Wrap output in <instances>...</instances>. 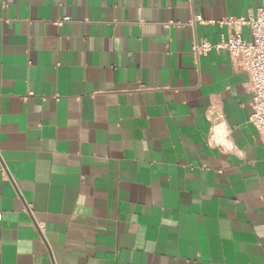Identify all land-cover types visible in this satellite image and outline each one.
<instances>
[{
	"label": "crops",
	"instance_id": "obj_1",
	"mask_svg": "<svg viewBox=\"0 0 264 264\" xmlns=\"http://www.w3.org/2000/svg\"><path fill=\"white\" fill-rule=\"evenodd\" d=\"M262 5L0 0V264H264L249 75L192 52Z\"/></svg>",
	"mask_w": 264,
	"mask_h": 264
},
{
	"label": "built area",
	"instance_id": "obj_2",
	"mask_svg": "<svg viewBox=\"0 0 264 264\" xmlns=\"http://www.w3.org/2000/svg\"><path fill=\"white\" fill-rule=\"evenodd\" d=\"M196 20L202 22L200 16ZM63 21H68L64 19ZM235 29V34L226 41L218 44L209 42H195L192 52L196 58L207 56L213 51L227 50L234 60L249 75V91L252 94V109L250 123L254 126L264 143V0L256 17L248 19L228 18L220 22ZM244 26L251 28L252 42H246L241 38V29ZM219 124L215 126L210 142L213 146L228 149L229 133L225 124L224 116L220 115ZM2 118L0 116V128ZM223 140L226 143H222Z\"/></svg>",
	"mask_w": 264,
	"mask_h": 264
},
{
	"label": "clouds",
	"instance_id": "obj_3",
	"mask_svg": "<svg viewBox=\"0 0 264 264\" xmlns=\"http://www.w3.org/2000/svg\"><path fill=\"white\" fill-rule=\"evenodd\" d=\"M221 142H222V143H226V142H224L223 140H221ZM227 146L230 147V145H227Z\"/></svg>",
	"mask_w": 264,
	"mask_h": 264
}]
</instances>
